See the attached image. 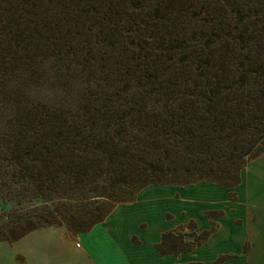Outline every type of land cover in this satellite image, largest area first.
Instances as JSON below:
<instances>
[{"label":"trees","instance_id":"trees-1","mask_svg":"<svg viewBox=\"0 0 264 264\" xmlns=\"http://www.w3.org/2000/svg\"><path fill=\"white\" fill-rule=\"evenodd\" d=\"M48 59L108 85L87 111L14 112L0 180L31 183L50 208L0 207V243L85 233L148 186L234 189L264 154V0H0V76ZM216 229L191 220L155 249L189 253Z\"/></svg>","mask_w":264,"mask_h":264},{"label":"rangeland","instance_id":"rangeland-1","mask_svg":"<svg viewBox=\"0 0 264 264\" xmlns=\"http://www.w3.org/2000/svg\"><path fill=\"white\" fill-rule=\"evenodd\" d=\"M200 24L202 25V23ZM37 73V76L31 75L29 69L23 66H16L10 73L0 76V157L6 155L5 145L7 142L5 140V133L9 131L10 127L14 124V122H11V120H13V114L17 112V109L21 107V105L28 108L30 104H41L47 108L64 112L87 111L92 101L103 97V93L108 85L105 81L100 79V77H102L100 74L96 76L97 79L86 78L81 76V74L74 69L68 68L66 65L52 59L45 60ZM135 86L136 85L133 83L131 88L119 86V92L124 93L129 90L137 91L138 89H136ZM5 165L8 164L2 162V165H0V173L7 172V170L4 169L6 168ZM260 165H264V154L249 161L244 166L241 170V183L234 189H224L215 185L200 184L196 186V188L199 187L197 193L195 191V185L180 188L148 186L141 190L132 202L117 204L114 209L119 207H131L133 205H150L152 209L156 208L157 212L155 214L156 217H152L153 211H151L147 215L148 220L152 219V223L157 221L162 226L165 222H167L168 225L169 223H178V221L189 216L186 214V208L179 206L182 205L180 203L182 200H186L183 198L201 199L202 202L199 203L198 209L202 212V217H214L219 214V210H207L212 207L213 202L216 206L220 207L219 209H221L222 214L232 212L229 209V205L224 206L222 197L227 199L225 202V204H227L230 201H228V194L233 193L235 200L230 201L233 205V222L236 226L241 227H243L245 223L247 224V228L249 227V229L247 232L245 231L246 238L239 252L218 254L207 264H212L220 255H228L230 257L224 264H264V200L259 198V200L256 201L255 198L250 197L252 194L249 189L250 179ZM9 172H12V170ZM15 182L16 184L12 185L11 189H8V186L5 184L7 181L0 180V198L6 201V205H2L0 202V207L3 206L6 208L8 205L13 206L19 203L22 204V208H32V210L36 212H39L42 208H50L48 204L44 203L43 199L40 200L31 183L28 182L26 184L19 179H16ZM208 188L213 190L211 193L213 195L209 196L207 192ZM260 191L264 192L263 182H260ZM51 198L53 201L66 204L67 209H73V202H67L64 198L58 199L57 195H52ZM239 200H242V205H239V207H241L240 209L236 208ZM249 200L254 201L251 203ZM223 206L225 208H222ZM142 213L143 212L140 211L139 214L134 213V215L142 216ZM188 214L196 215L199 214V211L197 210ZM188 222L178 224L169 230H175L185 226ZM139 225L140 229H147L149 227L147 222L141 221ZM196 226H198L197 223ZM42 229L47 231V234L50 233L48 240L60 242L63 235H65L71 238L75 244L78 242L77 234L69 233L65 226ZM132 241L137 244L139 243L137 238H133ZM14 248L15 243H0V264H16L23 262V257L20 252H16ZM4 249L13 252V255H11L12 259H2L1 252ZM243 249L246 250L244 254ZM7 259H9V262H6Z\"/></svg>","mask_w":264,"mask_h":264},{"label":"crops","instance_id":"crops-1","mask_svg":"<svg viewBox=\"0 0 264 264\" xmlns=\"http://www.w3.org/2000/svg\"><path fill=\"white\" fill-rule=\"evenodd\" d=\"M263 168L264 165H260L250 179L249 189L252 194L250 197L255 198L256 201L259 198L264 200V192L260 191V182L264 183ZM200 184L222 187L210 182H200L194 184L197 193L199 187L196 188V186ZM207 192L209 196L213 195L211 188H208ZM183 199L186 200H182L180 202L182 205L179 206L186 208V214L189 216L178 223H169L168 225L165 222L162 226L157 221L152 223V219L148 220L147 215L151 211H153L152 217H156L157 212V209H152L150 205L115 208L102 222L94 225L89 231L77 234L78 242L76 243L79 244V247H76L75 242L65 235L60 242H57L48 240L50 233L47 234L44 229L33 231L15 242L14 250L20 252L23 257V262L16 264H189L194 262L207 264L218 254L236 253L241 250L246 238L245 231L247 232L249 227L247 228L246 223L243 227L234 224L233 205L229 199V202L225 204L227 199L222 197L224 206L229 205L232 212L222 214L220 207L213 202L212 207L207 210H219V214L214 217L201 216L202 212L198 209L199 203L202 202L201 199ZM249 201L252 203L254 200ZM239 205H242V200H239L236 208L240 209ZM224 206L222 208H225ZM197 210L199 214H188ZM140 211L143 212L142 216L134 215V213L139 214ZM189 220H194L200 231L210 229L211 224H215V222L217 229L205 243L189 253H182L178 256L160 255L155 249V245L160 242L162 234ZM141 221L147 222L149 227L140 229L139 222ZM133 238H137L139 243H134ZM11 255H13L12 251L4 249L1 252L2 259H10ZM9 259L6 262H9Z\"/></svg>","mask_w":264,"mask_h":264},{"label":"built area","instance_id":"built-area-1","mask_svg":"<svg viewBox=\"0 0 264 264\" xmlns=\"http://www.w3.org/2000/svg\"><path fill=\"white\" fill-rule=\"evenodd\" d=\"M76 247H79V244L78 243H76Z\"/></svg>","mask_w":264,"mask_h":264},{"label":"bare ground","instance_id":"bare-ground-1","mask_svg":"<svg viewBox=\"0 0 264 264\" xmlns=\"http://www.w3.org/2000/svg\"><path fill=\"white\" fill-rule=\"evenodd\" d=\"M264 169V168H263ZM264 171V170H263Z\"/></svg>","mask_w":264,"mask_h":264}]
</instances>
